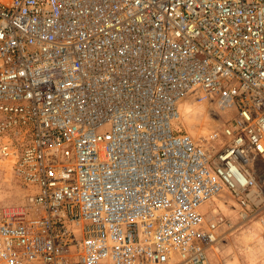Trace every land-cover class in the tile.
Wrapping results in <instances>:
<instances>
[{
  "label": "built area",
  "instance_id": "obj_1",
  "mask_svg": "<svg viewBox=\"0 0 264 264\" xmlns=\"http://www.w3.org/2000/svg\"><path fill=\"white\" fill-rule=\"evenodd\" d=\"M0 163V264H211L264 226V0H0Z\"/></svg>",
  "mask_w": 264,
  "mask_h": 264
},
{
  "label": "rangeland",
  "instance_id": "obj_2",
  "mask_svg": "<svg viewBox=\"0 0 264 264\" xmlns=\"http://www.w3.org/2000/svg\"><path fill=\"white\" fill-rule=\"evenodd\" d=\"M206 110L208 111V109ZM207 113L210 118L215 117L210 115V112ZM216 126H220V124L210 128L207 134L209 135ZM183 128L189 134L197 138L194 129ZM28 195V188L15 178L10 166L7 163H0V206H24L27 203ZM222 212L231 219L233 224L236 222V217L230 209L224 208ZM220 233H222L223 236L218 244L209 252L211 264H264V226L260 223L253 222L240 228L235 227L231 230L225 228L222 229ZM243 242H246V244ZM245 245L249 248L252 245H256V251H259L258 246H261L263 250L260 253L262 255L258 258L252 257L249 253V249L246 248Z\"/></svg>",
  "mask_w": 264,
  "mask_h": 264
},
{
  "label": "bare ground",
  "instance_id": "obj_3",
  "mask_svg": "<svg viewBox=\"0 0 264 264\" xmlns=\"http://www.w3.org/2000/svg\"><path fill=\"white\" fill-rule=\"evenodd\" d=\"M208 107V108H206ZM208 109V111L206 110ZM212 115L214 118H210L208 116V113ZM178 125H182V127H185L187 129H194L196 131V137H206L208 136L207 132L210 130V128H213L214 125L220 124L221 121L219 118L214 114V106L212 104H209L208 102H202V103H194V102H184L181 103L179 106V118H178ZM177 125V124H176ZM195 138V137H194ZM253 171H257V166H252ZM213 203H217V206H223L224 202L218 198H214ZM262 222V221H261ZM259 223V222H258ZM244 243V242H243ZM246 244V242L244 243ZM246 248L249 249V253L252 255V257H259L262 255L260 252L263 250L261 246H258L259 251H256L257 249L256 245H252ZM249 246V245H248Z\"/></svg>",
  "mask_w": 264,
  "mask_h": 264
}]
</instances>
